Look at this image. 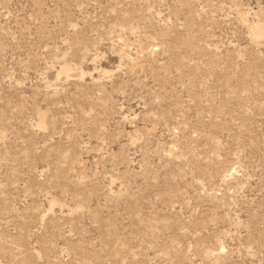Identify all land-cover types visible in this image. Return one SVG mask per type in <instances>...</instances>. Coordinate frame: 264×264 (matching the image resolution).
I'll use <instances>...</instances> for the list:
<instances>
[{"label": "rangeland", "instance_id": "obj_1", "mask_svg": "<svg viewBox=\"0 0 264 264\" xmlns=\"http://www.w3.org/2000/svg\"><path fill=\"white\" fill-rule=\"evenodd\" d=\"M0 264H264V0H0Z\"/></svg>", "mask_w": 264, "mask_h": 264}, {"label": "bare ground", "instance_id": "obj_2", "mask_svg": "<svg viewBox=\"0 0 264 264\" xmlns=\"http://www.w3.org/2000/svg\"><path fill=\"white\" fill-rule=\"evenodd\" d=\"M41 116H42V114H41ZM40 122V121H39Z\"/></svg>", "mask_w": 264, "mask_h": 264}]
</instances>
